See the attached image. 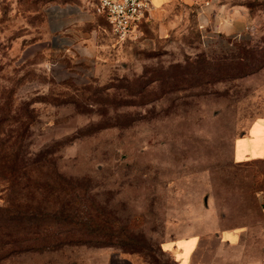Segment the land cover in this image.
Returning <instances> with one entry per match:
<instances>
[{
	"label": "rangeland",
	"instance_id": "1",
	"mask_svg": "<svg viewBox=\"0 0 264 264\" xmlns=\"http://www.w3.org/2000/svg\"><path fill=\"white\" fill-rule=\"evenodd\" d=\"M223 1L241 35L203 37L182 1L132 40L98 15L96 49L65 52L54 10L82 0H0V206L20 207L0 212V264H180L192 236L193 264H264V160L232 158L264 116V0ZM49 205L77 228L27 209Z\"/></svg>",
	"mask_w": 264,
	"mask_h": 264
},
{
	"label": "crops",
	"instance_id": "2",
	"mask_svg": "<svg viewBox=\"0 0 264 264\" xmlns=\"http://www.w3.org/2000/svg\"><path fill=\"white\" fill-rule=\"evenodd\" d=\"M182 1L188 4L197 3L196 17L203 37L207 34H210V37L214 34L221 37H236L249 26L245 7L241 3L231 4L223 0H151L152 8L144 23L151 19L163 23V19L168 16L169 8L176 2ZM96 2L97 0H82V5L66 3L54 10L55 17L61 20V25L55 28V31L59 33L54 43L56 49L65 52L73 49L80 51L96 49L97 29L93 25L98 16L94 8ZM232 158L237 164L251 160H264V116L253 120L246 134L234 141ZM240 234V231H225L219 238L222 244L231 245L236 237H240ZM199 240L197 236L181 239L184 243L181 245L183 250L185 244L188 246L186 254L188 260L180 264H193ZM216 256L215 259L218 260ZM257 263L259 264L258 260Z\"/></svg>",
	"mask_w": 264,
	"mask_h": 264
},
{
	"label": "built area",
	"instance_id": "3",
	"mask_svg": "<svg viewBox=\"0 0 264 264\" xmlns=\"http://www.w3.org/2000/svg\"><path fill=\"white\" fill-rule=\"evenodd\" d=\"M94 8L105 19L109 32L123 41L138 37L152 3L151 0H97Z\"/></svg>",
	"mask_w": 264,
	"mask_h": 264
},
{
	"label": "trees",
	"instance_id": "4",
	"mask_svg": "<svg viewBox=\"0 0 264 264\" xmlns=\"http://www.w3.org/2000/svg\"><path fill=\"white\" fill-rule=\"evenodd\" d=\"M243 61H245V65L248 66L249 65V56H245V59L243 58L242 59ZM247 72H243L242 75H245ZM55 162L52 161V168L53 170H57V167L55 166L54 164ZM15 173L12 172L11 174V177H10V180H9V184L10 186H12V184L15 183V180L18 178V176H14ZM13 187V186H12ZM68 189H66L67 191ZM73 194V193H72ZM73 196L76 197L75 194H73ZM13 207V208H12ZM15 208V209H14ZM13 209V211H12ZM19 209L20 207L17 206V205H7V206H0V212L1 211H4L6 212L8 215V221L9 223L13 221L14 217L13 215L17 212H19ZM28 211L34 215V216H39V217H44V218H49L51 220H56V221H65V219H72V224L73 226H75L77 228L79 222H73V220L76 218V214L74 212L70 213V212H67V211H64V209L61 208H58L56 206H52V205H49L47 206L46 208H43V209H40V208H35V207H28L27 208ZM62 209V210H61ZM71 210V209H70ZM29 213V214H31ZM39 214V215H38ZM45 226V225H43ZM47 226V225H46ZM62 226V225H61ZM46 228V227H45ZM12 229H9L7 230L6 232L2 233L1 236H6V237H11L14 235V233H12L11 231ZM72 230H65L64 232L65 233H62L64 234L61 235V233L59 231H54V230H51V231H46L43 232L41 231H37L36 234H38V236H43V237H47V238H50L49 241H46V243H44V245L48 248H52V247H57L60 243L66 241L68 238H70L71 236L73 235H69L71 233ZM49 234V235H48ZM66 234V235H65ZM48 235V236H46ZM51 235V237H50ZM11 242H6L4 247L1 249L2 252H9V249H7L6 245L10 244ZM16 244V241H13V245ZM15 246V250L18 249V246L19 245H14ZM14 248V247H13ZM21 248V247H20Z\"/></svg>",
	"mask_w": 264,
	"mask_h": 264
}]
</instances>
